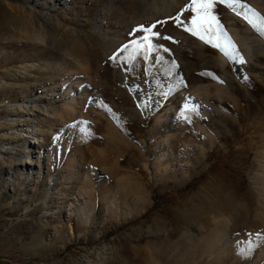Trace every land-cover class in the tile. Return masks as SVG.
Here are the masks:
<instances>
[{
    "label": "rangeland",
    "instance_id": "1",
    "mask_svg": "<svg viewBox=\"0 0 264 264\" xmlns=\"http://www.w3.org/2000/svg\"><path fill=\"white\" fill-rule=\"evenodd\" d=\"M190 5L0 0V264H264V36L217 3L233 61Z\"/></svg>",
    "mask_w": 264,
    "mask_h": 264
},
{
    "label": "snow or ice",
    "instance_id": "2",
    "mask_svg": "<svg viewBox=\"0 0 264 264\" xmlns=\"http://www.w3.org/2000/svg\"><path fill=\"white\" fill-rule=\"evenodd\" d=\"M217 3L226 5L238 16L242 15L247 23L256 32H258L261 36H264V16H261L246 4H243L241 0H191L190 8L191 11L195 13L190 21L191 26L184 24V22L180 20L179 16L172 19H174L178 25H183L185 31L191 33L193 36H198V38L205 43L218 48L226 56H228L229 59L241 64L246 63L237 46L221 25L217 15H215L213 12V9ZM241 8H247L251 15L249 16L239 11ZM158 23H164V21H159ZM155 28V24L151 25L150 27L141 26L140 29H138V32L142 31L146 34L142 35L140 39L131 41V46L133 49L132 53L128 57L122 56V53L128 51L130 47V44H125L115 53H113L109 59L113 62H119L121 59L127 61L134 58V56L139 53H143L145 58H147L148 54L155 51L157 47L153 43V38L159 36V32L154 31ZM166 38L171 39V37ZM245 79L248 78L245 77ZM220 82L222 83L223 81ZM197 108V105H193L191 108H188V106L185 105V109L188 111L196 112ZM181 118L187 119V116H185L184 113H181ZM245 254V250L242 249L241 255Z\"/></svg>",
    "mask_w": 264,
    "mask_h": 264
},
{
    "label": "bare ground",
    "instance_id": "3",
    "mask_svg": "<svg viewBox=\"0 0 264 264\" xmlns=\"http://www.w3.org/2000/svg\"><path fill=\"white\" fill-rule=\"evenodd\" d=\"M249 55H250V53H249ZM185 69H186V65L183 66L182 71H185ZM197 104H199V103H197ZM33 142H34V144H36L37 143V140H34ZM53 185H54V182L53 181H50L49 184H48L47 191H49L50 189H52Z\"/></svg>",
    "mask_w": 264,
    "mask_h": 264
}]
</instances>
